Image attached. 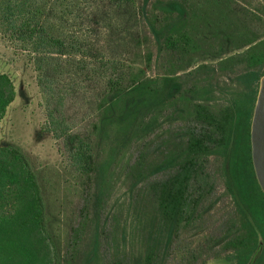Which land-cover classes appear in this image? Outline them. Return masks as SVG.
Here are the masks:
<instances>
[{"label": "trees", "instance_id": "trees-1", "mask_svg": "<svg viewBox=\"0 0 264 264\" xmlns=\"http://www.w3.org/2000/svg\"><path fill=\"white\" fill-rule=\"evenodd\" d=\"M225 1L232 3L208 0L217 9ZM254 4V8L246 4L242 12L244 29L252 33L242 41L244 50L221 60L219 68L264 67V0H254ZM170 5L174 10L181 8L177 3ZM144 13L136 0H0V42L13 51L16 61L31 69L43 97V129L56 139L67 138L64 145L70 166L86 185L98 172L93 132L105 126L115 130L132 126L150 109L183 103L176 77L164 79V87L130 62ZM178 16H185L182 8ZM160 29L156 31L153 24L159 40L157 57L163 52L184 56L194 51L195 42L184 27ZM245 79L248 84L259 80L256 74ZM255 93L250 90L215 111L204 104L187 103L192 107V124L175 136L172 171L148 187L155 220L165 238L163 245L147 246L143 264H156L168 255L179 234L202 219L203 205L214 193L208 172L212 155L222 158L226 190L234 200L241 230L211 243H223L224 251H233L235 264H264V195L250 154ZM16 96L13 79L0 71V130ZM76 108L94 116L84 134L73 132L68 123V114ZM144 159L141 154L136 165ZM48 207L45 181L34 159L16 145H1L0 264L75 263L86 207L80 213L79 227L70 228L65 244ZM176 251L181 254L179 264H206L198 248Z\"/></svg>", "mask_w": 264, "mask_h": 264}, {"label": "rangeland", "instance_id": "rangeland-1", "mask_svg": "<svg viewBox=\"0 0 264 264\" xmlns=\"http://www.w3.org/2000/svg\"><path fill=\"white\" fill-rule=\"evenodd\" d=\"M230 1L217 9L208 0H136L145 13L130 62L164 87V79L176 77L184 100L178 106L150 109L132 126L118 130L105 126L93 132L98 172L88 185L76 178L70 166L68 146L64 145L67 138L56 139L43 129V97L31 69L16 61L13 51L0 42V71L10 75L17 90L1 125L0 146L16 145L34 159L45 181L51 221L64 244L70 228L79 227L80 213L86 207L74 264L115 260L143 264L147 246L163 245L165 238L155 220L148 187L172 171L175 136L192 124V107L187 103L204 104L215 111L242 99L250 90L257 93L259 80L248 84L245 78L256 74L260 79L264 67L219 68L221 60L244 50L242 41L252 34L244 29L242 12L246 4L254 8V0ZM171 3L179 4L185 16L179 18L181 8L174 10ZM153 24L156 31L162 27L165 32L184 27L195 42L194 51L184 56L163 52L157 57L159 40ZM93 122V114L78 108L68 114V123L76 133L89 131ZM141 154L145 159L136 165ZM208 172L214 193L203 205L202 219L183 230L168 255L156 264H179L181 254L176 250L188 248H198L206 264H235L233 251H224L223 243H211V239L241 230L234 200L226 190L220 156L209 157ZM260 252L261 248L258 255Z\"/></svg>", "mask_w": 264, "mask_h": 264}, {"label": "water", "instance_id": "water-1", "mask_svg": "<svg viewBox=\"0 0 264 264\" xmlns=\"http://www.w3.org/2000/svg\"><path fill=\"white\" fill-rule=\"evenodd\" d=\"M250 154L256 182L264 195V72L258 82L251 114ZM259 243L262 245L261 239Z\"/></svg>", "mask_w": 264, "mask_h": 264}]
</instances>
